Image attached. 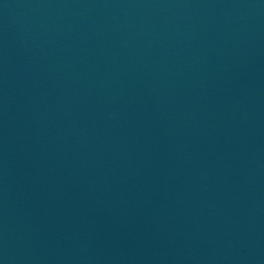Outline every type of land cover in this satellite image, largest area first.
Masks as SVG:
<instances>
[{
    "label": "water",
    "instance_id": "obj_1",
    "mask_svg": "<svg viewBox=\"0 0 264 264\" xmlns=\"http://www.w3.org/2000/svg\"><path fill=\"white\" fill-rule=\"evenodd\" d=\"M0 264H264V0H0Z\"/></svg>",
    "mask_w": 264,
    "mask_h": 264
}]
</instances>
